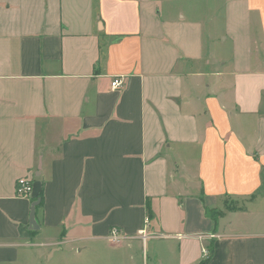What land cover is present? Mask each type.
<instances>
[{"label": "crops", "instance_id": "1", "mask_svg": "<svg viewBox=\"0 0 264 264\" xmlns=\"http://www.w3.org/2000/svg\"><path fill=\"white\" fill-rule=\"evenodd\" d=\"M204 251L264 264V0H0V264Z\"/></svg>", "mask_w": 264, "mask_h": 264}, {"label": "built area", "instance_id": "2", "mask_svg": "<svg viewBox=\"0 0 264 264\" xmlns=\"http://www.w3.org/2000/svg\"><path fill=\"white\" fill-rule=\"evenodd\" d=\"M123 80L116 78L112 82V89L114 91L119 90L123 87ZM16 194L18 197L29 198L33 194V183L28 177H22L17 182ZM141 235L144 240H146L145 231L141 232ZM108 240L115 245H120L124 242V236L118 228H112L110 230ZM205 257L208 256V252L204 251Z\"/></svg>", "mask_w": 264, "mask_h": 264}, {"label": "trees", "instance_id": "3", "mask_svg": "<svg viewBox=\"0 0 264 264\" xmlns=\"http://www.w3.org/2000/svg\"><path fill=\"white\" fill-rule=\"evenodd\" d=\"M43 200H44V193H43V190L40 192V194L38 195V197L34 198V201L37 202V201H40L38 207H42L43 205ZM37 207V208H38ZM230 211H236V210H241L240 208H236V207H229L228 208ZM206 213L209 217H211L212 219H214L215 221L217 220V218L221 215L220 212H217L216 210H211V209H207L206 210ZM148 214H149V218L152 219L153 218V213L151 211V208L148 207ZM32 234L31 231H28L27 229H25L24 227H21L20 228V235L22 237H30ZM211 258V253H209V256L208 258L205 260V263L203 264H206L207 261H209Z\"/></svg>", "mask_w": 264, "mask_h": 264}, {"label": "water", "instance_id": "4", "mask_svg": "<svg viewBox=\"0 0 264 264\" xmlns=\"http://www.w3.org/2000/svg\"><path fill=\"white\" fill-rule=\"evenodd\" d=\"M40 171L42 169V167H39ZM40 201L34 202L32 205V209H31V216H30V225H29V229L30 230H37L38 228V223L36 220V209L39 205Z\"/></svg>", "mask_w": 264, "mask_h": 264}, {"label": "rangeland", "instance_id": "5", "mask_svg": "<svg viewBox=\"0 0 264 264\" xmlns=\"http://www.w3.org/2000/svg\"><path fill=\"white\" fill-rule=\"evenodd\" d=\"M228 204H229V207H236L238 205L236 204V202H233V201L229 202ZM68 259L69 258H65V259L61 258L60 261L59 259H56L52 264H67L66 262Z\"/></svg>", "mask_w": 264, "mask_h": 264}]
</instances>
